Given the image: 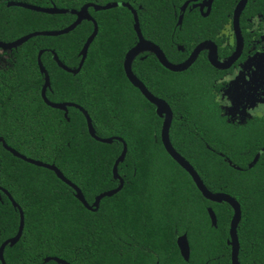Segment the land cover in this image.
<instances>
[{"label":"trees","instance_id":"obj_1","mask_svg":"<svg viewBox=\"0 0 264 264\" xmlns=\"http://www.w3.org/2000/svg\"><path fill=\"white\" fill-rule=\"evenodd\" d=\"M182 1L0 0V42L9 43L31 32L59 30L74 20L72 15H48L7 3L78 10L86 3L102 6L122 2L136 12L141 36L172 59L174 46L181 44L180 31L171 32L173 14ZM259 9L249 2L244 12L253 14ZM87 12L97 32L75 75L56 67L52 54L64 67L75 69L92 30L89 21H82L65 35L32 37L8 51L0 63V138L18 154L53 165L79 189L89 206L95 196L117 186L111 167L121 142L94 141L78 110L67 107L64 117L62 111L42 102V74L36 64V55L42 51L39 60L49 78L46 99L81 107L97 137H116L125 144V156L116 167L122 188L102 198L97 211L90 212L53 172L12 156L0 144V190L8 193L23 214L21 236L13 246L4 248L3 262L56 264L52 260L43 263V258L52 257L68 264H132L136 237L143 243L170 236L173 224L180 227L176 214L182 206L196 204L209 206L217 216L213 229L202 211L206 252L216 245L207 242L209 236H226L230 210L225 203L202 199L188 175L167 156L159 141L160 120L153 106L125 79L122 59L136 40L130 12L120 7L97 12L88 8ZM130 67L153 95L169 105L172 148L189 163L207 190L226 193L238 202V234L245 229L246 220L262 221V213L251 212L248 217L245 210L248 195L244 175L264 171L260 159L247 168L258 148L241 143L243 138H229L221 128L217 130L223 118L211 97L207 68L186 77L163 69L151 55L132 59ZM17 226L18 213L0 191V244L15 234ZM249 226L251 230L261 227ZM191 233L193 228H188ZM249 260L242 261L248 264ZM254 263L264 264V259L255 258Z\"/></svg>","mask_w":264,"mask_h":264},{"label":"flooded vegetation","instance_id":"obj_2","mask_svg":"<svg viewBox=\"0 0 264 264\" xmlns=\"http://www.w3.org/2000/svg\"><path fill=\"white\" fill-rule=\"evenodd\" d=\"M239 1L211 0L208 3V0H183L177 7V13L173 14L174 23L171 32L180 31L181 44L174 46V50L171 52L172 59L156 46L170 64L179 65L188 59L197 45L201 43L208 44V48L201 49L185 70L171 73H183L186 77H192V75L195 76V73H200L199 68H207L205 78L211 82V97L216 103L220 117L223 118L222 125H216V128L217 130L219 128L225 130L229 138H243L241 143L252 144L258 148L251 157L250 163L248 162L247 168H250L259 159L264 166V0H246L237 17L236 27L233 23V12ZM249 2L256 3L260 9L253 14L244 12ZM183 5H185L184 8ZM186 12V16H183ZM213 14L214 17L210 20ZM179 17L181 18L179 19ZM239 37L241 39V49L237 55H234L236 40ZM142 38L147 40L144 37ZM136 41L137 39L134 44ZM211 51L214 52L218 64H225L232 57L230 63L221 69L212 66L208 60ZM258 54H260L262 60L259 61V64H255L253 58ZM147 55L155 58L152 53L144 51L137 54L133 59L142 60ZM234 83H236L235 87L231 88ZM143 86L146 88L144 84ZM146 90L153 95L147 88ZM164 102L166 103V101ZM167 106L169 107L168 104ZM153 113L155 114L154 106ZM157 118L160 120V131L162 118ZM257 153H259L257 159L252 162ZM227 164L231 168L237 169L229 162ZM244 178L247 184L246 196L248 195L245 204L247 216L250 217L251 212H260L263 220L260 222L246 220L245 229L240 235L237 231V223L235 229L237 241L236 262L242 264L241 261L244 258H250L248 264H256L254 263L255 258L264 259V171L246 173ZM201 198L204 199L202 196ZM233 199L236 201L235 198ZM226 205L230 210L226 236H209L207 242L216 245L211 246L206 252L204 251V241L201 235L202 211L205 212L208 226L213 229L217 227V216L209 206L188 205L182 206V209L178 207L180 211L176 216L180 227L176 228V224H173L175 226H172L170 236L153 237L148 242L143 243H140L136 237L132 264H232L231 245L228 236L232 210L228 204ZM187 209H189V213ZM207 209H211L214 214L215 226L210 224ZM254 224L258 227L261 225V227L258 230H251L249 225ZM188 228H193V233L188 234ZM182 236H184L188 249L187 253L183 254L180 253L177 245V239ZM46 258L52 260V257H45L42 259L43 263L49 261L44 262ZM252 259L254 261H251ZM243 264L246 263L243 262Z\"/></svg>","mask_w":264,"mask_h":264},{"label":"water","instance_id":"obj_3","mask_svg":"<svg viewBox=\"0 0 264 264\" xmlns=\"http://www.w3.org/2000/svg\"><path fill=\"white\" fill-rule=\"evenodd\" d=\"M211 0H208V3ZM246 0H240L233 12V23L236 26L237 23V17L241 11V9L243 8L244 4H245ZM6 6H16V7H20L23 9H27L30 11H34V12H38V13H43V14H48V15H63V14H68V15H72L74 16V20L66 27L59 29V30H54V31H36V32H31L28 33L26 35H23L17 39H15L12 42L9 43H2L0 42V49L1 50H5V51H10L11 49H15L16 47L20 46L21 44H23L24 42H26L28 39L32 38V37H36V36H46V37H56V36H61V35H65L67 33H69L70 31H72L77 25H79L82 21H89L92 24V30L91 33L88 35V37L86 38L85 42L83 43L81 50L78 54V56L80 57L79 62L77 64V67L75 69H68L66 67H64L59 60L57 59V57L52 54V60L55 63L56 67H58L59 69H61L62 71L71 74V75H75L78 73V71L80 70L85 58H86V53H87V49L89 44L91 43V41L93 40V38L96 35L97 32V26L96 23L94 22V20L90 17V15L88 14L87 10L88 8H92L93 11L97 12V11H105V10H109L112 8H126L131 16H132V21H133V25H132V29L133 32L136 36V43L130 48L128 49L122 59V63H121V68L123 71V74L125 76V79L128 81V83L136 88L138 90V92L140 93V95L150 104H152L154 106V111L157 117L162 118V123H161V127H160V131H159V140L161 143V146L164 150V152L167 154V156L179 167L181 168L191 179L193 185L195 186V188L198 190V192L200 193V195L207 201L209 202H213V203H226L230 206L231 210H232V216L230 218L229 221V226H228V236L230 238L229 244L231 245V262L232 264H237L236 262V247H237V241H236V226L237 223L239 222L240 219V209H239V205L238 203L230 196L223 194V193H210L206 190V188L204 187V185L202 184L201 180L199 179L198 175L196 174V172L193 170V168L189 165V163L182 157L180 156L171 146L170 142H169V138H168V129H169V125L171 122V111L169 109V107L167 106V104L162 101L161 99H158L156 97H154L153 95H151L146 88L143 86V84L133 75L132 71H131V61L132 59L139 53L144 52V51H148L150 53H152L157 62L166 70L170 71V72H181L183 70H185L190 64L191 62L195 59V57L197 56L198 52L201 49L204 48H208V44L207 43H201L199 45H197L192 53L190 54V56L188 57V59L179 65H173L170 64L164 57V55L162 54V52L159 50V48L154 45L153 43L144 40L141 36L140 30H139V26H138V21H137V17H136V13L135 11L127 4V3H122V2H114V3H108L105 5H93L90 3H86L84 5H82L78 10H71V9H58L54 6L51 7H47V8H42V7H36V6H32V5H28V4H24V3H7ZM185 5H183L184 8ZM181 17H179L180 19ZM237 27V26H236ZM235 28V27H234ZM236 29V28H235ZM237 34V32H236ZM241 49V39L240 37L237 38L236 40V50H235V54L237 55V53L240 51ZM42 51H39L36 55V64L38 67V71L40 74H42V85L40 87V98L42 100V102L52 108V109H56L59 111L63 112V116H66V108L67 107H73L76 110H78L85 122V126H86V131L87 134L89 135L90 138H92L94 141L99 142V143H103V144H110L113 140H116L118 142H121V151L119 153V155L117 156V158L114 160L112 167H111V175H112V179L117 181V186L114 189L108 190V191H104L100 194H98L97 196L94 197L92 204L89 206L82 194L80 193L79 189L74 186L71 182H69L67 179H65L62 174L53 166V165H48V164H44L41 163L39 161H35L29 158L24 157L21 154H18L17 152H15L14 150L8 148L4 143L2 138H0V144L1 146L8 151L12 156L28 163L31 165H34L36 167H41L44 169H47L51 172L54 173L55 177L61 181L62 183H64L66 186H68L69 188L72 189L73 191V196L74 198L88 211L90 212H96L97 208H98V204L100 202V200L104 197H110L114 194H116L121 188H122V184L123 181L122 179L118 176L117 172H116V167L119 163H121L123 161V158L125 156V152H126V147L125 144L121 141L120 138H116V137H112V138H99L95 135V132L91 126V122H90V118L87 115V113L79 106L72 104V103H52L49 102L46 97H45V90L46 88H48V75L47 72L44 70V68L42 67L41 63H40V55H41ZM232 58V57H231ZM231 58L228 59V61H226L225 64H218V62L216 61V57L214 52H210V54L208 55V60L209 63L216 67V68H224L228 63H230ZM259 153H257L256 157L254 158V160L252 162H255V160L257 159ZM7 198V200L9 201V203L11 204V206L16 209L17 213H18V226L16 229L15 234L11 237L8 238L6 240H4L1 244H0V264H4L3 262V258H2V252L4 250V248L6 246L11 247L13 246L18 239L21 236V232H22V228H23V214L21 209L14 203V201L11 199V197L8 195V193H6L4 190H0ZM209 220H210V224L212 226H215V217L213 212L211 211V209H207L206 210ZM177 245L178 248L180 250V253H187V244L186 241L184 239V236L179 237L177 239ZM56 264H68L66 262H64L63 260L57 259V258H51ZM49 258H46L44 260V262L48 261Z\"/></svg>","mask_w":264,"mask_h":264},{"label":"rangeland","instance_id":"obj_4","mask_svg":"<svg viewBox=\"0 0 264 264\" xmlns=\"http://www.w3.org/2000/svg\"><path fill=\"white\" fill-rule=\"evenodd\" d=\"M7 56H8V52L0 49V63H2L7 58ZM261 60H262V58H261L260 54H258L253 58V63L255 62V64H259L260 63L259 61H261ZM235 85H236V83L232 84L231 88L235 87ZM230 106H231V104H230Z\"/></svg>","mask_w":264,"mask_h":264}]
</instances>
